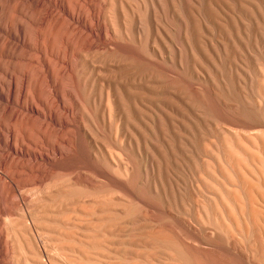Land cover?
I'll return each mask as SVG.
<instances>
[{
    "label": "rangeland",
    "instance_id": "374dc122",
    "mask_svg": "<svg viewBox=\"0 0 264 264\" xmlns=\"http://www.w3.org/2000/svg\"><path fill=\"white\" fill-rule=\"evenodd\" d=\"M199 1L201 6L196 8L194 0H43L46 9L39 11L29 0H0V45L10 41L5 28L10 13L15 24L29 25L33 18L39 25L30 24L31 47L20 45L16 51L9 43L8 51L0 48V75L2 67L12 70L21 87L27 69L33 78L40 70L49 96L43 94L42 98L53 107L50 72L54 69L66 100L67 87L86 97L85 110L92 116L90 131L95 140L89 136L79 139L81 126L76 110L74 124L63 125L60 108L63 126L52 140L59 143L63 154L55 160H17L24 162L25 171L32 177L18 185L14 192L16 203L0 196V264L8 258L9 264H194L196 255L218 264H264V232L259 229L247 239L239 219L219 224L220 215L216 210L212 212L217 205L215 192L225 194L208 171L212 170L210 162L202 166L209 157H196L190 168L196 170L191 171L164 148V138H172V147L181 144L182 138L174 137L179 130L172 104L163 101L164 97L153 88L172 80L189 99L204 102L206 125L195 132L196 150L206 144L201 140L206 136L236 140L246 146L249 141L264 142V23H258L255 10L246 0ZM198 7H203L201 11L213 36L199 26ZM260 7L264 8V3ZM49 12L65 19L67 28L65 31L62 27L60 49L42 52L37 30ZM84 14L91 22V31L83 25ZM71 15L76 17L74 21ZM82 29L89 34L82 33ZM104 44L122 55L120 46L130 45L132 49L124 52L126 57H108L104 56L103 51L108 50ZM136 47H144L145 61L131 54ZM136 59L143 65L135 64ZM6 80L13 82L9 77ZM239 95L249 101L242 104L244 109H233L223 102H242ZM34 103L48 112L40 102ZM40 119L34 118L31 123L47 135L48 125L53 123L49 118ZM68 128L77 135L71 151L67 143L61 142V137L67 138ZM35 135L39 134L35 131ZM43 139L39 138L40 143L45 144ZM8 142L13 143L12 139ZM44 144L43 148L36 147L38 154H46ZM18 148L21 153L25 151ZM10 152L8 149L7 154ZM248 162L246 175L254 184L250 190L253 206L263 218L264 180ZM0 176L3 177L1 168ZM158 230L167 232L183 251H176L171 243L157 241Z\"/></svg>",
    "mask_w": 264,
    "mask_h": 264
},
{
    "label": "bare ground",
    "instance_id": "6f19581e",
    "mask_svg": "<svg viewBox=\"0 0 264 264\" xmlns=\"http://www.w3.org/2000/svg\"><path fill=\"white\" fill-rule=\"evenodd\" d=\"M29 1L31 2V4H34L35 8L39 7L40 8L39 11L43 10L44 8L46 9V6L43 3V0H29ZM246 1L255 10V16L257 17L258 23H260V22L264 23V8L260 7V3H264V0H246ZM44 2H45V0H44ZM68 3H69V1H68ZM180 3L183 4L182 2H179V4ZM194 3H195L196 8L199 5L201 6V1H199V0H194ZM86 6H87V4H86ZM199 7H198V10L195 8L196 13H197V17H198V24H199V26L201 28H204L206 33H208V34L213 36L212 31L210 30L209 26L207 25V22H206L207 20H206L205 16L203 15V12L201 11L203 9V7H202L201 10L199 9ZM66 9H68V7H66ZM37 12H38V9H37ZM124 14L126 15L125 12H124ZM87 15H88V13H87ZM49 16L51 18L50 20H49ZM78 16H80V15H78ZM227 16H229V15H227ZM126 17H127V15H126ZM67 18H69V15H68ZM75 18L76 17L71 15V19L73 21H74ZM77 19L79 20V18H77ZM64 21H66V20L63 19V18H60V16L52 15L51 12H49L47 18H45L43 20L42 27L37 30V32H38L37 35L39 37V44L41 46L42 52L46 51V49H50V50L53 51L55 48H57V49L61 48L60 45H58V44H60V41H61L62 37L64 38V35L62 33V27L64 25ZM67 22H68V20H67ZM82 22H83V25L86 28V30L91 31V29H92V27L90 25L91 22H90L89 18H87L85 16V14H84V16L82 18ZM125 22H126V20H125ZM33 23L36 24L37 22L33 21V18H31V19H29V25L24 23V22H20V23L17 22L15 24L14 23V16H13L12 13H10L8 15V18H7L6 22H5V28L8 31V35H9L10 41H8V42L5 41L3 44L0 45L1 51H3V52L8 51L7 47H9L8 46L9 43L11 44V46L13 48H15V50L20 45H27L28 47H31V39H30L29 31L31 30V26H32V25L30 26V24H33ZM77 23H79V21ZM97 24H99V23H97ZM37 25H38V23L36 24V26ZM1 27H2V29H4V25L1 26ZM84 27H82V28H84ZM66 28L67 27L65 26V31H66ZM6 29H4V31ZM86 30L84 32H86ZM101 31H102V33H105L104 28H102ZM81 32L84 33L83 29H82ZM86 33H88V32H86ZM88 34H87V36H88ZM91 35H92V33H91ZM91 35H89V36H91ZM98 35H99V33H98ZM83 36H85V35L83 34ZM95 36H97V35H95ZM231 36H232V34H231ZM79 38H80V36H79ZM84 38L86 39V37H84ZM90 38H89V40H90ZM205 38H206V40L208 42V38L206 36H205ZM6 40H8V39H6ZM87 40H88V38H87ZM97 40H98V38H97ZM114 43L116 44V42H113V44ZM87 44L91 45L90 43H87ZM95 45H96V43H95ZM102 45L103 44H101V46ZM105 45L107 47V44H104V46ZM85 46H87V45H85ZM89 48H90V46H89ZM98 48H100V47L98 46ZM107 48H108V50H104V48L102 50H104L103 51L104 52V56H108V57H115V56L126 57L124 55V52L131 51V50H128L129 48L132 49V47L130 45H129L128 48L126 46H120L121 49H119V50L123 52V55H122V54H119L120 53L119 51L116 52L114 49L110 48V46H108ZM18 49H20V48H18ZM84 49H85V47H84ZM188 50H189L190 55L193 56V50H192L191 46L188 47ZM199 50H200L201 55L203 57H206V54L203 52V50L201 48H199ZM16 51H18V50H16ZM210 51L212 53H214V51H215L212 48V46H211V50ZM95 53H97V52H95ZM131 54H133L135 56V58H137L138 60H141L140 58L145 57V56H143L144 55V47H136ZM144 61H145V59H144ZM155 62H157V61H155ZM137 63H139V61L136 62L135 64H137ZM144 63H146V62H144ZM157 64L159 65V63H157ZM137 65H143V64H137ZM162 65H164V64H162ZM137 67H139V66H137ZM49 70H51L50 67H49ZM26 72H27V74L25 75L26 77L23 78L24 82L22 81L23 85L21 87L18 85L17 77L14 74V72H12V70L2 67V72H1L2 74L0 75V154H1L0 155V168L3 170V177L0 176V196L3 197L6 201H8L10 203H16L15 199H14V192L18 188V185L23 183V182H25V181H27L26 179L28 177H32V175H29L28 171H25V169H27V168L24 166V164H23L24 162L23 163H19V161H17V160H20L21 158H22V160H24L25 157H28L30 159V161L32 160L31 158H34L36 160L38 158H39V160L40 159H42V160L44 159L45 160V157H46V159H49V158L54 159V157H56L58 155L60 156L61 154H63V149L60 148L59 143L57 141H55V140H52V138L58 137L57 134L60 133L61 126L65 125V126L68 127L70 124H74V123H72V118H75V110H76V115L78 117V121H79L80 126H81L80 128H78V130L80 129L78 131L80 133L77 132L79 139L82 138V141H83L84 140L83 139L84 136L86 138H88V136H89L95 142L94 137H92V135H91L92 133L90 131V129H91L90 127L93 125L92 116L85 110L86 103H87L86 97L83 94L81 95L80 91H78L77 89H75V90H77V91H75V90H72V89H67L68 88L67 87L66 88V90H67L66 92H67V95H68V99L66 100L64 98V96L61 94V90L63 88V87H61L62 83H60V81L56 77L55 71L53 69L50 73L52 75L51 77H52V80H53L52 82H53L54 98L51 99V97H50L51 100L49 99L50 102H52V104H53V107H52V106H50L47 103L46 100H44L42 98L43 94L47 93V90H46V88H44V85H43L44 83L46 85V82H44L43 73L40 72V70H39L38 71V73H39L38 77L37 78H33L30 75L29 69H27ZM145 72H146V70H145ZM165 72H168V71H165ZM64 74L66 75V73H64ZM164 76H165V73H164ZM6 77L11 78V81H13V82H8L6 80ZM73 83L76 86L75 77L73 79ZM195 86H196V84H195ZM184 87L187 88L186 86H184ZM189 88H191V87H189ZM153 89H154L155 92L157 91L158 94H160L161 96L164 97V98H162L163 101L172 104L171 108L174 110L175 115H176V123H177L179 131L174 133V137H176L177 139H181L182 138L181 139L182 143L179 144L177 147H172V143H171L172 138L171 137H168V138L166 137L163 140V143L165 144V147H164V145H163V147L166 148V150L171 155V157L172 158L175 157L176 160L181 161V163L185 167H187L188 169L193 167L196 157H199L202 154H204V155L209 157L208 160L202 161V166H203V168H205V164L208 161L210 162V166H211L212 170H208V171L212 174L213 178L217 181V183L223 188L224 194H225V197H224L223 195L220 194V190L215 192L216 193L215 195L217 197V205L212 209V212H213V210H216L218 212V214L220 215V217H218L219 224H223L224 221H226V220L233 221L234 219H237V220L239 219L242 222L241 231L243 232L244 236L247 239H250V237H252L251 235L253 233L257 232L259 229L261 230V232H264V217L263 218H259V212H258L257 208H255L253 206V200H252L251 193H250V190L254 189V184L251 182L250 178L248 177L249 175L248 176L246 175V174H249V170H248V166H247L246 161H249L250 164H254L255 169H256L259 177L264 180V142L262 140H258V143H253V142L249 141L248 142L249 146H246L245 144L240 143V142H238L236 140L223 141L222 139L217 138V137L212 139L211 137H207L206 136V137H202V139H201L202 141H206V144L202 148H200L199 150H196V146H195V143H194L195 132L198 131L201 128V126L206 125V123H205L206 122V118H205V109L206 108H204L203 107L204 105H202L204 102L201 101L200 99L198 101H196V100L192 101L191 99H189L188 98V94L185 91H183L182 89H180L179 87H177L175 85V83L173 82V80L168 82V83H164L162 85L156 86V88H153ZM206 89H208V88H206ZM50 92H52L51 89H50ZM205 92H206V90H205ZM45 96L49 97L46 94H45ZM210 96H211V94H210ZM45 99H46V97H45ZM239 99L242 102L235 101V100H229V102H225V101H223V102L225 103V105H227L230 108H233V109H240V108L244 109V106L242 104L247 105L249 103V101L246 99V97H244L242 95H239ZM35 101L40 102L46 108V110L48 112L44 113L43 112V111H45L44 109H43V111H41L40 108L35 105V103H34ZM43 106H41V107H43ZM18 107H20V109ZM60 108H62V110H63L62 111L63 112V116H64L63 125H61L62 122L60 120V117H61V114H62L59 111ZM108 108L110 109V99L109 98H108ZM206 112H208V111H206ZM34 118L35 119L36 118L37 119H39V118H41V119L49 118V120L51 119V122L53 123V125H51V124L48 125L49 126L48 127L49 129L47 131V133H48L47 135L48 136L44 135L43 133H40L39 130H36L33 127V124L31 122H32V120H34ZM220 119H222V118L220 117ZM164 120L166 121V119H164ZM49 122L50 121L47 120V123L46 122H44V123L48 124ZM87 123L90 126H88ZM114 125H115V123H114ZM233 126H235V125L233 124ZM232 128L235 129V127H232ZM35 131L39 135H35ZM67 131H68L66 133L67 138L64 139L63 137H61V134H60V137H61V142L63 141L64 143H67L66 145H68V148L71 151L72 148H73L74 140L77 139V135H76V131L74 132V130L72 131L71 129L68 128ZM168 131H170V130H168ZM8 137H11L9 139H12V141H13L12 144H9ZM40 137H44L43 140H44L45 144L43 142L40 143V140H39ZM159 143H161V142H159ZM42 144H44L46 146V148H45L46 149V152H45L46 154H44V153L38 154L36 152V147L43 148ZM80 144H82V143H80ZM18 146H21L22 148H24L25 151H23L21 153L19 151ZM8 149L11 150L10 153L14 154L13 156H8L10 154V153L7 154ZM24 149H22V150H24ZM77 150L79 151V149H77ZM66 151H67V149H66ZM83 151L85 152L86 149H84ZM64 153H65V151H64ZM85 154H86V152H85ZM91 154L93 155L94 153L91 152L90 155ZM50 155L53 156V158L50 157ZM28 158H26V159H28ZM26 159L24 161H26ZM71 160H76V158L75 159L73 158ZM71 160H70V162H71ZM78 161H76V162H78ZM59 168H61V167H59ZM190 170L191 171H195L196 168L190 169ZM197 181H200V180H197ZM121 183L123 184V182H121ZM124 187H126V186H124ZM28 197H29V195H28ZM36 211H37V209L35 210V212ZM31 216H33V215H31ZM160 222H162V221H160ZM185 230H186V228H185ZM186 232H188V231H186ZM155 235H156L157 241L165 242V243H169V244L171 243L172 245H174L176 247V249H177L176 251H179V252L183 251L182 249H180V247L177 246L176 243H178V242H175L167 232L158 230V231L155 232ZM245 241H246V239H245ZM215 246H216V244H215ZM212 247L214 248V246H212ZM227 247L223 246L224 249L225 248L228 249ZM219 248H222V247L220 246ZM160 249H161V247H160ZM165 249H167V248H165ZM216 249H218V248H216ZM233 253H235V252H233ZM175 256H177V255H174V257ZM233 256H236V255H233ZM6 257H7V255H6ZM8 259H6L3 262L1 261L2 264H9L10 261ZM173 262H174V259H173ZM176 262H177V260H176ZM193 263L194 264H218L214 260H211L209 258L200 256V255L193 256ZM247 263H249V262H247Z\"/></svg>",
    "mask_w": 264,
    "mask_h": 264
}]
</instances>
